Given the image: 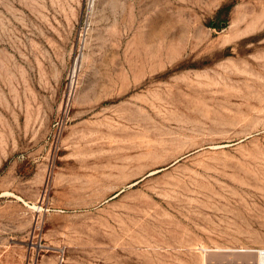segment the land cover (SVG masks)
Listing matches in <instances>:
<instances>
[{
  "label": "rangeland",
  "instance_id": "1",
  "mask_svg": "<svg viewBox=\"0 0 264 264\" xmlns=\"http://www.w3.org/2000/svg\"><path fill=\"white\" fill-rule=\"evenodd\" d=\"M258 250L264 0H0V264Z\"/></svg>",
  "mask_w": 264,
  "mask_h": 264
},
{
  "label": "bare ground",
  "instance_id": "2",
  "mask_svg": "<svg viewBox=\"0 0 264 264\" xmlns=\"http://www.w3.org/2000/svg\"><path fill=\"white\" fill-rule=\"evenodd\" d=\"M155 147V146H154ZM154 149V148H153ZM149 150V149H148ZM152 150V149H151ZM242 251V250H241ZM252 252H254V251H252ZM257 252V255H256V264H264V250H258V251H256ZM255 252V253H256Z\"/></svg>",
  "mask_w": 264,
  "mask_h": 264
}]
</instances>
